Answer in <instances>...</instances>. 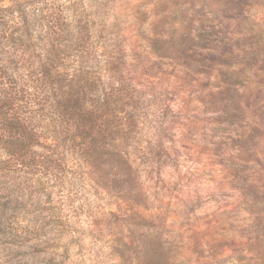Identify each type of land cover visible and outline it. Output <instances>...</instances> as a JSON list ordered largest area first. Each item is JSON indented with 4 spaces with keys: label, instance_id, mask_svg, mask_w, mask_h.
<instances>
[{
    "label": "rangeland",
    "instance_id": "rangeland-1",
    "mask_svg": "<svg viewBox=\"0 0 264 264\" xmlns=\"http://www.w3.org/2000/svg\"><path fill=\"white\" fill-rule=\"evenodd\" d=\"M38 1L117 58L134 167L0 172V264H264V0Z\"/></svg>",
    "mask_w": 264,
    "mask_h": 264
},
{
    "label": "trees",
    "instance_id": "trees-1",
    "mask_svg": "<svg viewBox=\"0 0 264 264\" xmlns=\"http://www.w3.org/2000/svg\"><path fill=\"white\" fill-rule=\"evenodd\" d=\"M10 1L0 6V172L40 163L57 177L69 159L90 173L131 174L141 117L117 58L104 53L103 69L92 70L90 47L68 41L38 0ZM3 218L0 210V226Z\"/></svg>",
    "mask_w": 264,
    "mask_h": 264
}]
</instances>
